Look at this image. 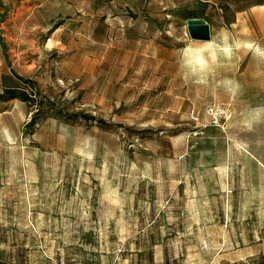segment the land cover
I'll list each match as a JSON object with an SVG mask.
<instances>
[{"label": "rangeland", "instance_id": "374dc122", "mask_svg": "<svg viewBox=\"0 0 264 264\" xmlns=\"http://www.w3.org/2000/svg\"><path fill=\"white\" fill-rule=\"evenodd\" d=\"M257 46L264 0H0V264H264Z\"/></svg>", "mask_w": 264, "mask_h": 264}, {"label": "clouds", "instance_id": "9594fccd", "mask_svg": "<svg viewBox=\"0 0 264 264\" xmlns=\"http://www.w3.org/2000/svg\"><path fill=\"white\" fill-rule=\"evenodd\" d=\"M249 48L252 47L251 44L247 45ZM218 45L214 41L204 42L202 47L192 48L186 46L182 50L181 54V66L182 68L188 70L190 73L196 75L201 74L208 67L209 62H215L217 59V49ZM222 51L226 57L232 55V48L230 46H225ZM208 53V57L204 53ZM256 54L264 56V50L259 49L257 46ZM231 83V82H228Z\"/></svg>", "mask_w": 264, "mask_h": 264}, {"label": "built area", "instance_id": "2783aa9c", "mask_svg": "<svg viewBox=\"0 0 264 264\" xmlns=\"http://www.w3.org/2000/svg\"><path fill=\"white\" fill-rule=\"evenodd\" d=\"M204 112L208 118L209 126L215 128H224L231 118V115L227 109L215 104L207 105L204 109Z\"/></svg>", "mask_w": 264, "mask_h": 264}, {"label": "water", "instance_id": "95a60500", "mask_svg": "<svg viewBox=\"0 0 264 264\" xmlns=\"http://www.w3.org/2000/svg\"><path fill=\"white\" fill-rule=\"evenodd\" d=\"M187 30L192 40L208 41L210 39L209 26L202 19H190L187 21Z\"/></svg>", "mask_w": 264, "mask_h": 264}, {"label": "trees", "instance_id": "16d2710c", "mask_svg": "<svg viewBox=\"0 0 264 264\" xmlns=\"http://www.w3.org/2000/svg\"><path fill=\"white\" fill-rule=\"evenodd\" d=\"M17 77V76H16ZM21 82L23 83H26L25 80L17 77ZM34 90H31V92L29 93V95L25 92V91H17V90H13V89H5L3 91L2 94H0V99L2 100H11V99H19L23 102H26V101H30V96L33 95L34 96H38L40 95L38 90H36V88L34 87L33 88Z\"/></svg>", "mask_w": 264, "mask_h": 264}]
</instances>
